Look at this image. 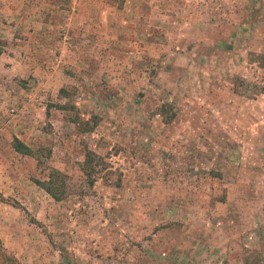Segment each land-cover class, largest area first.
Masks as SVG:
<instances>
[{"label":"rangeland","instance_id":"1","mask_svg":"<svg viewBox=\"0 0 264 264\" xmlns=\"http://www.w3.org/2000/svg\"><path fill=\"white\" fill-rule=\"evenodd\" d=\"M262 55L264 0H0L4 247L22 264H264ZM52 168L61 201L35 182Z\"/></svg>","mask_w":264,"mask_h":264},{"label":"trees","instance_id":"2","mask_svg":"<svg viewBox=\"0 0 264 264\" xmlns=\"http://www.w3.org/2000/svg\"><path fill=\"white\" fill-rule=\"evenodd\" d=\"M261 66L264 68V55L261 56ZM60 93H65L63 88H60ZM62 106V105H61ZM12 148L22 154L28 156H36L39 157L35 150H33L30 146L25 144L18 137L13 136L11 142ZM91 152L86 153V158L84 162V171L86 174L90 176V173L87 172V167L90 166ZM35 182L44 189L54 200L61 201L65 198L67 192V176L65 173L61 172L58 169L52 168L48 174L47 179L45 180H35ZM0 202L9 203V199L4 197L0 193ZM0 264H22V262L11 252H9L3 245V242L0 238Z\"/></svg>","mask_w":264,"mask_h":264},{"label":"crops","instance_id":"3","mask_svg":"<svg viewBox=\"0 0 264 264\" xmlns=\"http://www.w3.org/2000/svg\"><path fill=\"white\" fill-rule=\"evenodd\" d=\"M128 0H126V2H127Z\"/></svg>","mask_w":264,"mask_h":264}]
</instances>
